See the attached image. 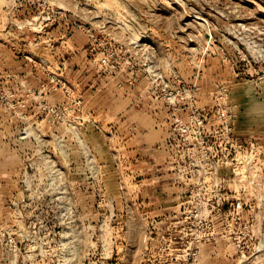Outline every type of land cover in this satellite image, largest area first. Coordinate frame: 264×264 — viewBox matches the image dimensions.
I'll return each instance as SVG.
<instances>
[{
	"label": "rangeland",
	"instance_id": "obj_1",
	"mask_svg": "<svg viewBox=\"0 0 264 264\" xmlns=\"http://www.w3.org/2000/svg\"><path fill=\"white\" fill-rule=\"evenodd\" d=\"M0 264H264V0H0Z\"/></svg>",
	"mask_w": 264,
	"mask_h": 264
}]
</instances>
